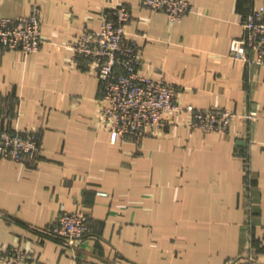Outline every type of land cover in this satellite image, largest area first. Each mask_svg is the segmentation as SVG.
<instances>
[{
	"label": "crops",
	"instance_id": "1",
	"mask_svg": "<svg viewBox=\"0 0 264 264\" xmlns=\"http://www.w3.org/2000/svg\"><path fill=\"white\" fill-rule=\"evenodd\" d=\"M187 1L172 23L143 0H0L1 17L37 14L44 37L29 55L0 46V132L40 141L32 158H0V258L18 248L33 264H264V66L231 53L247 4ZM120 5L140 74L174 86L183 107L141 142L114 143L100 79L69 47ZM187 106L237 116L225 132L193 130ZM77 210L90 234L69 250L48 230Z\"/></svg>",
	"mask_w": 264,
	"mask_h": 264
},
{
	"label": "built area",
	"instance_id": "2",
	"mask_svg": "<svg viewBox=\"0 0 264 264\" xmlns=\"http://www.w3.org/2000/svg\"><path fill=\"white\" fill-rule=\"evenodd\" d=\"M255 0H245L247 11L242 34L232 40L231 53L244 61L255 58L264 66V7L254 8ZM143 6L163 12L172 23L181 22L191 10L187 0H143ZM131 19L124 6L104 14L99 32L86 30L69 47L76 61H91L102 86V124L113 135L114 143L128 137L141 142L161 132L168 123V115L177 114L183 107L177 91L162 79L140 74L142 54L127 34ZM44 43L42 21L37 14L16 20L0 16V46L29 55L38 52ZM190 127L204 132H225L237 114L230 109H196ZM257 119V113L245 116ZM40 151L39 136L35 130L4 126L0 132V158L22 162ZM62 246L75 250L90 234L89 213L85 210L62 212L48 230ZM0 264H33L28 254L14 249L0 258Z\"/></svg>",
	"mask_w": 264,
	"mask_h": 264
}]
</instances>
